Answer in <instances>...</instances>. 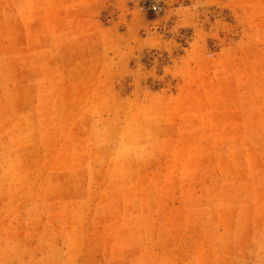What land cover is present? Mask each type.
Here are the masks:
<instances>
[{
    "label": "rangeland",
    "instance_id": "rangeland-1",
    "mask_svg": "<svg viewBox=\"0 0 264 264\" xmlns=\"http://www.w3.org/2000/svg\"><path fill=\"white\" fill-rule=\"evenodd\" d=\"M0 264H264V0H0Z\"/></svg>",
    "mask_w": 264,
    "mask_h": 264
},
{
    "label": "clouds",
    "instance_id": "clouds-1",
    "mask_svg": "<svg viewBox=\"0 0 264 264\" xmlns=\"http://www.w3.org/2000/svg\"><path fill=\"white\" fill-rule=\"evenodd\" d=\"M179 14L180 13L178 12L177 15ZM92 116H93V129L95 133L94 138L102 146L103 140L101 139L98 130L96 129V125L99 122L98 121L99 112L93 111ZM152 155L153 152L151 150L150 137H149V141H146L144 143H131L126 141H121L114 147L112 152V158L116 161L135 160L136 162H146Z\"/></svg>",
    "mask_w": 264,
    "mask_h": 264
}]
</instances>
